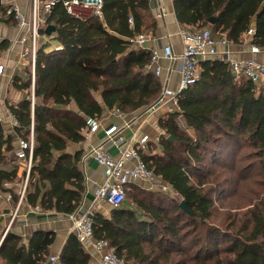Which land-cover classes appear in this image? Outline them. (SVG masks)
Segmentation results:
<instances>
[{
  "label": "trees",
  "instance_id": "trees-1",
  "mask_svg": "<svg viewBox=\"0 0 264 264\" xmlns=\"http://www.w3.org/2000/svg\"><path fill=\"white\" fill-rule=\"evenodd\" d=\"M149 2L102 0L101 19L86 21L70 16L61 2L52 7L48 24L55 28L62 49L38 50L33 92L29 70L26 80H13L28 98L10 107L19 123L16 134L28 140L33 130L31 189L26 196L32 206L38 201L43 211L62 215L79 207L84 178L79 155L67 154L66 147L83 140L86 118L102 115L96 93L107 110L123 114L156 103L160 83L147 72L150 52L132 48L137 34L155 28ZM173 8L181 26L207 28L213 39L225 36L234 45L253 28L249 44L264 50V0H173ZM7 10L0 5V22ZM199 66L198 81L178 96V110L158 119L165 134L162 156L141 155L175 196L131 187L126 198L142 216L131 209H114L109 219L99 213L92 216L94 238L106 240L129 264H264V195H255L248 173L256 168L264 174V94H256L250 81L236 80L224 61ZM71 104L78 114L68 109ZM12 153V138L0 128V190L17 179ZM242 186L251 194L246 210L214 223L218 203L225 205ZM229 189L232 194L227 196ZM181 201L189 214L180 208ZM49 235L35 234L33 253H26L19 238L7 234L0 258L7 264H39L51 243ZM60 261L87 264L89 257L70 236Z\"/></svg>",
  "mask_w": 264,
  "mask_h": 264
},
{
  "label": "crops",
  "instance_id": "crops-1",
  "mask_svg": "<svg viewBox=\"0 0 264 264\" xmlns=\"http://www.w3.org/2000/svg\"><path fill=\"white\" fill-rule=\"evenodd\" d=\"M0 5L7 8L16 6L27 18H31L30 0H0ZM160 10H163V12ZM149 12L151 18L154 19L155 28L153 32L152 30H149L144 34H137L143 35L145 41L141 46L133 44L132 48L147 50L150 52L151 56L152 50H158L160 52L164 46L170 45L173 52L176 55H180L182 52V45L179 32L182 30L193 29L181 26L177 22L173 8V0H150ZM47 16L49 18V14ZM49 25L50 24L47 26ZM46 28L47 27L40 29L38 50L40 48H43L45 52L57 51L55 48H60L58 50H61V45L55 40V31L51 33V35H46ZM25 31L26 30L23 31L18 29L14 18L9 16L6 11L5 21L0 22V64L4 66V73L0 76V128L2 129L4 135L12 138V154L15 158V154L18 150V140L22 138L16 134L15 130L17 128L12 126L13 118L16 121L17 119L10 111V107H15L28 97H26V91H19L14 87L13 80L16 77L21 80H26V73H29L30 70V81L32 83L29 58L28 56L25 58L22 57V52L28 49L29 45L27 43L19 42L22 33ZM250 46L248 38L242 37L239 45L228 43V45L225 46H217V54L206 58L201 62L221 60V56L233 60L252 58L259 62L264 61V50H261L258 54H252L250 53ZM158 64L162 68L161 76L159 78L155 77L151 70H147V72L153 74V76L159 80L160 92L162 82L167 77L169 79L167 88L173 91L177 90L179 83L177 63H169L161 58ZM260 93L264 94V91ZM95 98L103 109L102 115L97 119L101 128L109 126H117L118 128H121L125 123H130V126L123 130L124 144H122L119 148L109 144L104 146V150L112 158H118L120 151L126 147L132 137V134L136 131L137 136L146 134L150 139L146 145V149L140 152L141 155H145L146 157L162 156L161 140L164 139L165 134L159 128L157 122L160 117L167 114L164 108L157 109L148 116L145 114L146 110L143 109L133 114H123L117 110H107L102 103L99 93L95 94ZM68 109L78 114V109L74 104H71ZM115 112H120L121 115L119 116ZM187 132L189 136L194 137V132L192 130H188ZM81 134L83 136L82 141L78 143H68L66 147L67 154L79 155L78 169L84 178L85 190L77 210L71 214L62 215L52 211H43L38 201L34 206H32L26 199L27 191H30L31 189L29 183L26 188L25 196L20 200L19 194L23 188L26 172L22 163L16 158L14 163L18 165L17 179L13 183L3 185V189L0 190V246L7 234H12L19 238L20 246L24 247L26 253H33V246L31 245L33 244L32 242L35 234L50 233L48 239L52 238L51 243L44 249L45 251L42 255L43 260L39 263L43 264L49 255L59 254L60 256L68 238L73 236L79 243L84 253L89 257L87 264L97 263L98 257L92 251L91 246L89 244H81L75 233L71 231L72 221L70 216L75 218L87 213L90 215V218H92L94 213H99L104 218L109 219L111 211L114 209L106 204L94 202L93 198L95 190L102 183L103 174L102 169L96 164L89 154L92 148L102 143L104 139L102 129L95 133H88L87 130L83 128ZM159 136H161V138L160 141L157 142ZM5 155L8 156L9 152H5ZM8 167L10 166L8 165ZM38 186H40V184H38ZM131 187H136L137 189L139 188L143 191H149L148 184L146 182L129 185L127 186V191H129ZM8 195H10V199H8ZM35 208H39L40 211H35ZM120 209H131L138 215L142 216V212L139 211L132 201H128V199ZM142 219H144V216ZM93 239L97 240L94 236ZM32 257H34L33 254ZM0 264L7 263L5 260L0 258Z\"/></svg>",
  "mask_w": 264,
  "mask_h": 264
},
{
  "label": "built area",
  "instance_id": "built-area-1",
  "mask_svg": "<svg viewBox=\"0 0 264 264\" xmlns=\"http://www.w3.org/2000/svg\"><path fill=\"white\" fill-rule=\"evenodd\" d=\"M61 2L66 12L75 19L86 21L92 17L101 19L102 0H30L31 18H27L16 6H11L7 14L12 16L19 30H26L22 33L19 42L27 43L29 48L22 52V57L28 56L31 66V91L34 89V67L36 55L38 52L40 29L48 25V14L55 4ZM163 12V10H160ZM42 12V13H41ZM41 13V14H40ZM131 22V19L129 20ZM255 34L253 28L249 29L246 37ZM182 45V52L176 55L170 45H166L159 52L152 50L150 61L147 64V70H151L155 77L161 76L162 68L158 64L162 58L169 63L176 62L179 83L177 90L173 91L167 88L168 77L163 80L161 92L155 104L157 109L164 108L167 113L178 110L177 99L179 94L188 87L194 85L199 78V64L202 60L215 56L217 46L228 45L225 36L213 39L211 32L206 29L182 30L179 32ZM145 38L143 35H136L133 44L143 45ZM60 48H55L58 50ZM261 50L256 46H250V53L258 54ZM221 61L227 63L228 68L235 79H245L252 83L254 91L260 93L264 91V61L259 62L252 58L244 60H233L221 56ZM4 73V66L0 64V76ZM154 104V105H155ZM153 105V106H154ZM145 111L148 116L149 110ZM121 115L120 112H115ZM12 126L19 127L18 122L13 118ZM130 123H125L123 127L109 126L101 128L99 121L94 117L85 119V129L88 133H95L102 129L104 139L101 144L91 149L90 157L102 169L103 180L100 186L94 192V202L103 203L113 209H120L127 202V186L140 182L148 184L149 191L161 194L174 195L171 186L163 180L161 176L156 175L149 170L141 158L140 152L146 149L150 141L149 136L142 134L137 136V131L132 134L126 147L119 153L118 158H112L105 150L104 146L109 144L119 148L124 144L123 130L128 128ZM161 136L157 139L160 141ZM34 149L33 130L31 128L28 140H18V150L16 158L22 163L26 172L23 188L19 194L20 200L25 196L28 185L29 173L32 167V153ZM162 154V152H161ZM10 199V195L7 196ZM35 211H40L35 208ZM71 231L75 233L81 244H89L92 251L98 257L96 264H129L123 259L117 257L113 248L106 240H94L92 229V218L89 214H83L79 217H71ZM43 264H61L59 254L49 255Z\"/></svg>",
  "mask_w": 264,
  "mask_h": 264
},
{
  "label": "rangeland",
  "instance_id": "rangeland-1",
  "mask_svg": "<svg viewBox=\"0 0 264 264\" xmlns=\"http://www.w3.org/2000/svg\"><path fill=\"white\" fill-rule=\"evenodd\" d=\"M248 173L254 181L252 183V190L255 192V195H259L260 197H262L264 195V174H261L259 170L256 168H251ZM241 191L242 192L237 196L234 195L233 197H231L232 198L231 200H229L227 197L224 201L225 205H223L222 203H221L222 205H219L218 203L217 205L218 209L215 210L214 212L215 217H213L212 219L214 223L218 224L219 222H222L221 219L224 220L227 217L228 213L246 210L244 206L246 205L247 201L251 198V194L249 191L248 192H245V190L243 191V186ZM231 194H232L231 189H229L227 191V196H230ZM174 196L175 195H171L170 197L173 198Z\"/></svg>",
  "mask_w": 264,
  "mask_h": 264
},
{
  "label": "water",
  "instance_id": "water-1",
  "mask_svg": "<svg viewBox=\"0 0 264 264\" xmlns=\"http://www.w3.org/2000/svg\"><path fill=\"white\" fill-rule=\"evenodd\" d=\"M209 24L213 25L214 24V19H210L209 20ZM55 31V28L52 25L47 26V28L45 29V34L46 35H51V33H53ZM158 105L155 104L153 106V109L149 110V113L153 112V110L157 109ZM169 140H171V138H169ZM180 208L187 214H189V212L187 211L186 207H185V203L183 201L180 202L179 204Z\"/></svg>",
  "mask_w": 264,
  "mask_h": 264
}]
</instances>
